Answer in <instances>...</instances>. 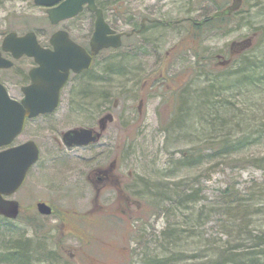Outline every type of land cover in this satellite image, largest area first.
<instances>
[{"label": "rangeland", "instance_id": "374dc122", "mask_svg": "<svg viewBox=\"0 0 264 264\" xmlns=\"http://www.w3.org/2000/svg\"><path fill=\"white\" fill-rule=\"evenodd\" d=\"M102 1L117 31L143 16L154 22L136 36L137 52L101 50L87 73L71 77L57 108L27 120L14 139L34 140L39 159L10 196L22 216L0 222V254L25 238L44 260L34 264H264V0H242L229 17L198 26L185 19L230 0ZM93 20L84 9L53 25L33 0H0V43L32 30L44 45L62 28L87 46ZM245 40L231 57L230 43ZM32 64L22 57L0 81L17 94ZM161 69L173 75L134 76ZM74 127L100 137L65 147L61 134ZM112 161L107 187L95 191L91 174ZM38 201L53 214H39ZM237 204L246 209L233 214ZM0 264L10 262L0 255Z\"/></svg>", "mask_w": 264, "mask_h": 264}, {"label": "water", "instance_id": "95a60500", "mask_svg": "<svg viewBox=\"0 0 264 264\" xmlns=\"http://www.w3.org/2000/svg\"><path fill=\"white\" fill-rule=\"evenodd\" d=\"M96 0H33L46 7L52 24L71 18L85 8L94 14L93 31L89 40L90 53L69 38L65 30H57L49 37L51 48L42 47L33 31L23 35L7 33L0 43V68H9L12 61L1 55L10 52L13 58L26 55L35 65L28 70L29 84L22 87L20 101L9 97L0 83V147L9 145L21 133L25 120L39 114L52 112L59 104L60 89L65 84L70 70L77 73L91 65L93 55L103 48L118 47L120 33H113L103 17ZM241 0H230L213 16L229 15L237 10ZM233 42L231 43V45ZM247 46V45H246ZM243 48V47H242ZM99 133L92 128L75 127L65 130L61 140L66 147L85 146L95 142ZM39 149L32 140L0 150V215L15 219L19 203L10 197L22 185L28 168L38 159ZM42 215L52 213L51 206L43 201L35 204Z\"/></svg>", "mask_w": 264, "mask_h": 264}, {"label": "flooded vegetation", "instance_id": "af4514ba", "mask_svg": "<svg viewBox=\"0 0 264 264\" xmlns=\"http://www.w3.org/2000/svg\"><path fill=\"white\" fill-rule=\"evenodd\" d=\"M109 10H112L113 11V9H107V12ZM208 20H209V17L208 16H202V18L199 21H196V20H194L192 18L185 19V21H187V22L190 23V26H193V25H196V26H198V25H204V24H207L209 22ZM153 22H154L153 19H149L147 16H143L141 18V21L138 24V26H134L133 25V26H131L129 28L128 31H117L111 23H108L109 26L114 30V33H121V37H120L121 38V44H120V46L117 47V48L108 47L107 48L108 56L109 57H112L114 55H117V56H120L121 55V57H123V56H125L124 52L120 53V50H122V49L127 50V52L128 51H133V50H135L137 52V48H138L139 44L142 43V40L136 38V36H138L141 33H143V31H144V25L150 24V23H153ZM127 33H129V34H127ZM126 40H129L130 41V44H126L125 43ZM242 43L243 42H237V43H234V44L242 45ZM80 45L83 46L86 49L87 52L90 51L88 45L87 46H84L82 44H80ZM44 46L45 47H50L49 44H44ZM5 55L10 56L9 53H7ZM22 57H25V56H21L18 59L14 60L13 64L15 63V61H18ZM218 57L219 56H216V58H218ZM31 61L33 63V60L32 59H31ZM33 65H34V63L32 64V66ZM1 70L2 69H0V71ZM71 71L72 70H70V72H69L68 80H67L66 84L71 79V77L73 78L76 75H81V74L87 73V70H82L79 73H73ZM130 71H121L120 74H122V73H131ZM19 72L22 73L21 71H19ZM136 75L142 76V77H148V78H150V81L149 82H151V80L154 79V78L167 77L168 75H173V73L170 72V71H168V70L161 69V70H147L145 72L135 71V75L134 76H136ZM26 77L28 79V82L27 83H29V76H28V73L27 72H26ZM27 83H24L23 85H25ZM23 85L20 86L19 92L17 94L12 93L11 90H8V89H7V92L9 93V95L12 98H14L16 100H20L23 97V92H22ZM38 116H42V115H38ZM113 164L115 165V161H112V163H111L112 166H111V168L109 170L107 169V166H106L104 168L97 169L96 171H94L91 174L90 179L92 181V185L94 187H96V189L102 190V189H105V187H107V181L108 182L110 181L111 172L113 171V168H114ZM113 178H114L115 182L118 183V178L115 175L113 176Z\"/></svg>", "mask_w": 264, "mask_h": 264}, {"label": "trees", "instance_id": "16d2710c", "mask_svg": "<svg viewBox=\"0 0 264 264\" xmlns=\"http://www.w3.org/2000/svg\"><path fill=\"white\" fill-rule=\"evenodd\" d=\"M98 5L102 9H104L103 1H98ZM226 17L218 18V20H220L222 18H226ZM208 21H209L208 25H213L216 22V21H214V20L212 21L210 19ZM221 198H222V201H224L225 204L229 205V203L231 202V200L233 198L232 189L230 187L224 188V190L221 193ZM245 209H246L245 205L237 204L233 208V210H236V211H234L233 214H238L239 212L240 213L244 212ZM237 211H239V212L237 213ZM21 216H22V208L20 207V211H19V214H18L17 218H21ZM32 216H33V214H32ZM32 216L26 217L27 220H25V218H24V220H25V222L27 224H31L32 225V220L34 219V217H33V219L31 218ZM233 216H235V215H233ZM0 222L10 223L11 220L0 216ZM261 238H263V237H261ZM9 246L10 247L4 248L2 254H0V255H2L5 260L10 262V264H34L35 262L41 260V259H34L33 258L34 255H35L34 254V251H35L34 249H35L36 246H35V244H32L30 242V240H27L25 238H19V240H17V241H15V240L12 241ZM41 261H44V260H41Z\"/></svg>", "mask_w": 264, "mask_h": 264}, {"label": "bare ground", "instance_id": "6f19581e", "mask_svg": "<svg viewBox=\"0 0 264 264\" xmlns=\"http://www.w3.org/2000/svg\"><path fill=\"white\" fill-rule=\"evenodd\" d=\"M121 71H119V74H120ZM115 73H118V72H115Z\"/></svg>", "mask_w": 264, "mask_h": 264}]
</instances>
